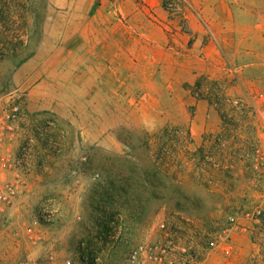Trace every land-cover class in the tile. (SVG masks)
Returning a JSON list of instances; mask_svg holds the SVG:
<instances>
[{"label": "rangeland", "instance_id": "374dc122", "mask_svg": "<svg viewBox=\"0 0 264 264\" xmlns=\"http://www.w3.org/2000/svg\"><path fill=\"white\" fill-rule=\"evenodd\" d=\"M263 60L264 0H0L3 88L58 102L39 117L25 101L53 148L0 213V264H79L82 241L118 264L161 218L249 208Z\"/></svg>", "mask_w": 264, "mask_h": 264}, {"label": "built area", "instance_id": "2783aa9c", "mask_svg": "<svg viewBox=\"0 0 264 264\" xmlns=\"http://www.w3.org/2000/svg\"><path fill=\"white\" fill-rule=\"evenodd\" d=\"M25 101L24 90L19 87L6 90L0 80V213L3 214L18 196L23 174L32 173L43 164L39 152L53 148L48 127L29 119L32 115ZM251 114L257 132L253 159L255 202L249 208L227 213L223 221L209 227L161 218L155 238L136 243L118 264H202L214 253H221L230 264L243 239L249 243L248 264H264V73L263 86L251 96ZM8 172L11 177L1 179ZM30 238L37 239L33 235ZM84 245L80 242L79 264H104L98 254L89 253ZM66 264L76 263L67 257Z\"/></svg>", "mask_w": 264, "mask_h": 264}, {"label": "crops", "instance_id": "0c3cea01", "mask_svg": "<svg viewBox=\"0 0 264 264\" xmlns=\"http://www.w3.org/2000/svg\"><path fill=\"white\" fill-rule=\"evenodd\" d=\"M42 83H38L35 88H33V91H28L27 97H26V102H27V107L29 111L33 112L36 116L41 117L43 116V112H48V111H53L55 108L58 106L56 105L58 102L55 101V97L52 95L47 96L45 94L43 88H37V86ZM42 87V85L40 86ZM54 107V108H53ZM40 111V112H39ZM46 114V113H45ZM198 125L196 126V133L198 132ZM20 196L14 201V204L10 207V210L12 211H18L19 208L22 206L19 203L20 201ZM245 239L241 240L242 246L241 250L245 249Z\"/></svg>", "mask_w": 264, "mask_h": 264}]
</instances>
